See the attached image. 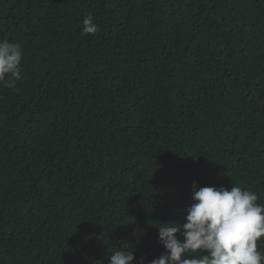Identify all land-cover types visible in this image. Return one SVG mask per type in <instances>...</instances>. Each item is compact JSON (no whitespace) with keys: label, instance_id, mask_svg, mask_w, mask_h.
I'll return each instance as SVG.
<instances>
[{"label":"trees","instance_id":"16d2710c","mask_svg":"<svg viewBox=\"0 0 264 264\" xmlns=\"http://www.w3.org/2000/svg\"><path fill=\"white\" fill-rule=\"evenodd\" d=\"M5 38L0 264H147L193 182L264 203V0H0Z\"/></svg>","mask_w":264,"mask_h":264},{"label":"clouds","instance_id":"9594fccd","mask_svg":"<svg viewBox=\"0 0 264 264\" xmlns=\"http://www.w3.org/2000/svg\"><path fill=\"white\" fill-rule=\"evenodd\" d=\"M81 34L95 35L100 25L84 17ZM24 49L20 42L0 39V85L14 88L23 78ZM185 222H162L158 240L165 253L147 264H264V203L260 196L234 184L231 189L193 182ZM135 252L123 248L111 253L109 264H134ZM141 257L138 264H146Z\"/></svg>","mask_w":264,"mask_h":264}]
</instances>
